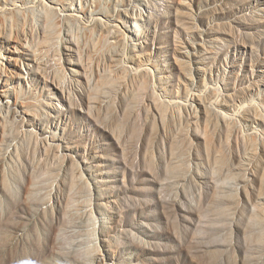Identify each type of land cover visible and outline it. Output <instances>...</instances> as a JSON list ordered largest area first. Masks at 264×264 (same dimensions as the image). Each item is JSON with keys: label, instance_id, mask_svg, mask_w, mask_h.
Listing matches in <instances>:
<instances>
[{"label": "rangeland", "instance_id": "1", "mask_svg": "<svg viewBox=\"0 0 264 264\" xmlns=\"http://www.w3.org/2000/svg\"><path fill=\"white\" fill-rule=\"evenodd\" d=\"M41 3L51 45L0 34V264H264V0Z\"/></svg>", "mask_w": 264, "mask_h": 264}, {"label": "bare ground", "instance_id": "2", "mask_svg": "<svg viewBox=\"0 0 264 264\" xmlns=\"http://www.w3.org/2000/svg\"><path fill=\"white\" fill-rule=\"evenodd\" d=\"M8 4L9 0H0V9H3L0 13V34L5 31V25H8V27L10 26L11 28L10 32L12 36L19 38V35L22 34L28 39L29 34L32 33L31 31L34 33V29L42 23L43 30L47 33V45H51L53 36L57 34L58 31L62 30V26L60 22H58L59 15L46 3H41L39 7H28L23 10L15 9L11 11L7 10L8 8H6ZM1 22H3V24H1ZM107 24H109V22ZM58 25L60 27H57ZM60 40L61 37L58 39V41ZM119 61L121 64H123L122 59ZM55 75L58 79L61 78L58 72H55ZM9 116L10 112H7V118Z\"/></svg>", "mask_w": 264, "mask_h": 264}]
</instances>
